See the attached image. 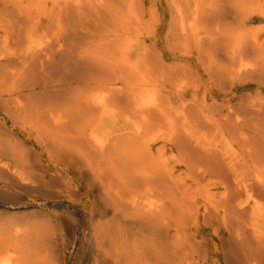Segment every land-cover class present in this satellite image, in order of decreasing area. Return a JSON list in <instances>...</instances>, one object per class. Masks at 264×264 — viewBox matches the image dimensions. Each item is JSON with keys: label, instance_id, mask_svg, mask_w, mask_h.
I'll list each match as a JSON object with an SVG mask.
<instances>
[{"label": "bare ground", "instance_id": "1", "mask_svg": "<svg viewBox=\"0 0 264 264\" xmlns=\"http://www.w3.org/2000/svg\"><path fill=\"white\" fill-rule=\"evenodd\" d=\"M158 1L0 0V179L95 264H264V0Z\"/></svg>", "mask_w": 264, "mask_h": 264}, {"label": "rangeland", "instance_id": "2", "mask_svg": "<svg viewBox=\"0 0 264 264\" xmlns=\"http://www.w3.org/2000/svg\"><path fill=\"white\" fill-rule=\"evenodd\" d=\"M146 1L148 3L152 0ZM161 3L157 0V7L155 8L162 14V25L165 26L170 18L163 14L164 4ZM261 25V22L252 23V26L256 28ZM37 32V35H40L42 28H38ZM251 90L254 91V89ZM21 135L22 139L28 138L26 135ZM35 143V140H32L29 144L35 145ZM37 150L40 152L39 148ZM42 159L46 165L50 162L46 154L42 156ZM80 189L81 194L84 188L81 187ZM76 198L82 199L81 196L44 197L39 192L34 193L17 185L6 184L0 179V264H7L9 259H11L12 264L16 259L18 260V262L15 261L16 264H95L96 240L92 236L90 227L85 223L80 206L76 204L77 207H71ZM53 206H56L57 209H54ZM30 234H35L34 236L38 240H43V236H51L50 238L54 241L56 248H51L52 256L47 261L46 253L40 254L41 243L35 242L34 248H28L29 239L27 240V238ZM208 234L209 230L203 229L201 231L202 236L207 237ZM41 242L43 243V241ZM15 246L18 247L15 248Z\"/></svg>", "mask_w": 264, "mask_h": 264}]
</instances>
